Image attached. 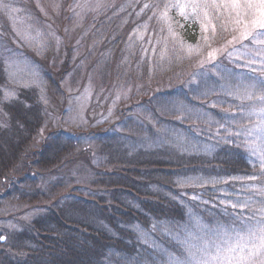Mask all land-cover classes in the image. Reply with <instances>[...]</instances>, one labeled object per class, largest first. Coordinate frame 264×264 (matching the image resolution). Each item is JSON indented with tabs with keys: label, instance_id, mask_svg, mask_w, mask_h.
<instances>
[{
	"label": "trees",
	"instance_id": "trees-1",
	"mask_svg": "<svg viewBox=\"0 0 264 264\" xmlns=\"http://www.w3.org/2000/svg\"><path fill=\"white\" fill-rule=\"evenodd\" d=\"M117 2L107 9L106 34L101 33L105 38L93 47V71L101 73L98 79L104 91L124 89L128 96L109 105L111 110L109 97L86 135L76 132L74 137L57 129L29 153L46 108L38 89L10 83L0 58V97L10 91L16 96L10 103H0V205L10 200L43 210L30 221L16 220L13 228L1 226L7 239L0 241V264H162L160 249L178 254L181 250L159 226L195 230L191 218L208 227L230 223L239 209H226L220 201L235 200L241 178L260 171L258 163L253 166L255 157L238 146L240 140L228 143L216 135L215 122H223L224 113L237 111L240 103L221 88L223 70L258 78L260 66L253 73L218 56L219 68L209 63L201 67L207 48L202 55L189 57L186 47L167 37L166 26L161 31L153 12L162 7L141 12L145 3L163 5L168 0ZM169 16L184 25L177 34L185 45L203 43L198 22L185 20L177 9H171ZM6 24L0 16V32ZM228 37L218 32L212 47ZM0 51L8 50L5 46ZM42 66L41 75L48 76L49 67ZM83 136L90 137L94 148ZM79 161H86L92 170L88 180L63 174ZM187 178L218 182L192 186L184 183ZM137 227L149 235H138ZM236 227L243 231L241 224Z\"/></svg>",
	"mask_w": 264,
	"mask_h": 264
},
{
	"label": "snow or ice",
	"instance_id": "snow-or-ice-1",
	"mask_svg": "<svg viewBox=\"0 0 264 264\" xmlns=\"http://www.w3.org/2000/svg\"><path fill=\"white\" fill-rule=\"evenodd\" d=\"M78 6L86 9L102 7L99 3L93 6L87 0ZM0 7L7 10L10 6L5 3L0 4ZM161 7L163 10L159 13L153 12V16L162 24L161 31H164L166 26L180 48H187L189 57L200 56L205 48L208 49L206 56L200 61L201 67L209 63L213 68H219L220 65L216 62L218 56L230 59L237 67L248 68L253 73L257 72L255 66L260 65L258 78L245 79L223 70L225 74L221 75L220 79L224 80L225 84H222L221 88L226 89L227 96L240 103L237 105V111L224 113L223 122L215 121L218 124L216 135L228 143L240 140L241 144L238 146L255 157L253 166L258 163L260 171L258 174L241 178L240 187L235 190V200L220 201L226 209H239V213L232 217L230 223L218 222L215 226L208 227L199 218H191L194 220L195 230L187 227L176 230L167 224L159 226L163 234L172 237L181 250L178 254L167 248L160 249L162 264H264V180H261V177H264V0H176L174 3L168 0L163 5L145 3L141 12ZM171 9H177L185 20L199 23L203 43L198 41L195 45H185L173 28V21L169 16ZM176 24L180 28L184 27L179 22ZM218 32L230 34L231 39H225L222 45L213 48L212 42ZM17 35L24 40L34 38L30 33ZM32 86L40 87L39 82L35 80L32 84L25 85ZM15 98L14 91L6 92L0 97V103H10ZM253 117L255 119H252ZM221 129L226 135L221 136ZM217 182L200 178H187L184 181L201 187L208 183L215 185ZM247 193H253L254 196L242 198ZM254 197H259L256 200L258 206L255 208L252 204ZM192 199L197 197L193 196ZM246 211L252 215L245 216ZM246 220L254 223H246ZM237 223L243 226V231L237 230ZM152 227L155 229L158 225ZM135 230L138 235H149L142 227ZM233 235L235 240L232 239ZM6 239L4 235H0V241Z\"/></svg>",
	"mask_w": 264,
	"mask_h": 264
},
{
	"label": "rangeland",
	"instance_id": "rangeland-1",
	"mask_svg": "<svg viewBox=\"0 0 264 264\" xmlns=\"http://www.w3.org/2000/svg\"><path fill=\"white\" fill-rule=\"evenodd\" d=\"M117 1L87 0L93 6L99 3L102 7L86 9L78 6L84 4L85 0H15L10 5L7 1L0 0V4L10 6L7 10L0 7V16L3 22H7L0 32V50L5 46L8 50L6 54L0 53L4 71L14 87H25L34 80L38 81L40 87H32L39 90L41 102L46 108L44 123L28 148L29 153L38 149L46 141L48 134L57 129L73 136L76 132L86 135L91 129L92 120L104 111L101 108L106 107L109 97L112 102L108 106L127 99L124 89L111 88L104 91L98 79L101 73L93 71V47L100 44V39L105 38L101 33L106 34L104 30L110 17L107 9L113 8ZM125 1L126 5L131 4V0ZM118 12L115 16L119 15ZM173 28L177 33L179 27L174 22ZM166 32L167 37L174 40ZM17 33H30L34 38L24 40ZM34 57L39 59L35 61ZM42 64L49 67L46 68L48 76L41 75L39 70L44 68ZM259 66L257 64L255 67ZM84 139L87 144L92 142L89 136ZM92 143L90 146L94 148L95 143ZM90 172L92 170L88 168L86 161H79L68 166L63 174L68 178L73 176L78 180H88ZM50 178L49 175L45 180ZM2 192L0 188V194ZM248 195L247 193L245 196ZM3 202L0 205V228H13L18 219L27 222L43 214V210L38 209L40 206L32 210L17 201ZM0 235L6 236L4 233Z\"/></svg>",
	"mask_w": 264,
	"mask_h": 264
}]
</instances>
